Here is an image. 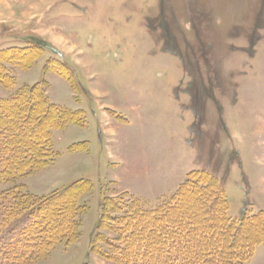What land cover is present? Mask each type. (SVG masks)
I'll use <instances>...</instances> for the list:
<instances>
[{"label":"rangeland","instance_id":"rangeland-1","mask_svg":"<svg viewBox=\"0 0 264 264\" xmlns=\"http://www.w3.org/2000/svg\"><path fill=\"white\" fill-rule=\"evenodd\" d=\"M32 45L43 53L5 64L14 85L0 97L42 82L81 120L52 129L53 159L0 192L90 187L76 199L77 237L28 264H144L98 250L118 238L98 227L103 200L155 207L191 172L219 181L228 217L264 211V0H0V51ZM243 264H264V242Z\"/></svg>","mask_w":264,"mask_h":264},{"label":"trees","instance_id":"trees-1","mask_svg":"<svg viewBox=\"0 0 264 264\" xmlns=\"http://www.w3.org/2000/svg\"><path fill=\"white\" fill-rule=\"evenodd\" d=\"M42 53L38 45L0 51V86L14 85L5 64L24 69ZM53 60L58 73L70 75L63 62ZM80 114L49 102L42 82L0 97V182L11 183L46 166L53 159L51 130ZM89 187L88 181L77 180L35 200L17 187L1 191L0 264H28L58 242H72L83 208L76 199ZM193 198L196 204L190 203ZM102 207L98 227L107 224L118 236L106 239L109 255L97 248L109 258L117 254L144 264H243L264 242V211L228 217L224 189L204 171L186 175L179 190L155 207L141 208L120 197H106ZM116 210L122 214L113 215Z\"/></svg>","mask_w":264,"mask_h":264}]
</instances>
